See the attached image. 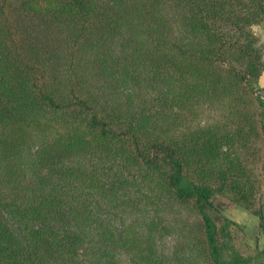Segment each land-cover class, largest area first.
Returning <instances> with one entry per match:
<instances>
[{
  "label": "trees",
  "instance_id": "1",
  "mask_svg": "<svg viewBox=\"0 0 264 264\" xmlns=\"http://www.w3.org/2000/svg\"><path fill=\"white\" fill-rule=\"evenodd\" d=\"M264 0H0V264H264Z\"/></svg>",
  "mask_w": 264,
  "mask_h": 264
},
{
  "label": "crops",
  "instance_id": "2",
  "mask_svg": "<svg viewBox=\"0 0 264 264\" xmlns=\"http://www.w3.org/2000/svg\"><path fill=\"white\" fill-rule=\"evenodd\" d=\"M257 89L259 90L260 97L264 100V73L257 81ZM262 214L264 215V195ZM225 215L242 225L249 238V243L255 250L264 252V232L261 229V219L259 216L252 215L239 207L225 210Z\"/></svg>",
  "mask_w": 264,
  "mask_h": 264
},
{
  "label": "rangeland",
  "instance_id": "3",
  "mask_svg": "<svg viewBox=\"0 0 264 264\" xmlns=\"http://www.w3.org/2000/svg\"><path fill=\"white\" fill-rule=\"evenodd\" d=\"M253 30H254V33H255V35L257 36V39H258V44L259 45H261V46H263L264 47V21L262 22V23H260V24H256V25H254L253 26ZM263 73H264V69H263V72H262V74H261V76L263 75ZM260 76V77H261ZM259 77V78H260ZM258 78V79H259ZM258 81V80H257ZM255 88H256V91H259L258 89H257V83H256V86H255ZM256 93V92H255ZM260 95V94H259ZM263 188H264V184H263ZM263 195H264V192H263ZM263 195H262V203H263ZM234 207H239V208H241V209H244V208H242V207H240V206H233V207H229V208H224L223 209V213L225 214V210H228V209H232V208H234ZM245 210V209H244ZM262 210H263V205H262ZM247 211V210H246ZM248 212V211H247ZM248 213H250V212H248ZM250 214H252V213H250ZM252 215H254V214H252ZM255 216H257V215H255ZM230 219V218H229ZM237 223V222H236ZM239 224V223H238ZM240 226H242L241 224H239ZM243 228V227H242ZM243 231H244V233H245V230H244V228H243ZM245 235L247 236V234L245 233ZM247 240H248V243H249V238H248V236H247ZM250 244V243H249ZM250 246L252 247V245L250 244ZM253 248V247H252ZM254 249V248H253Z\"/></svg>",
  "mask_w": 264,
  "mask_h": 264
},
{
  "label": "water",
  "instance_id": "4",
  "mask_svg": "<svg viewBox=\"0 0 264 264\" xmlns=\"http://www.w3.org/2000/svg\"><path fill=\"white\" fill-rule=\"evenodd\" d=\"M256 94H258V95H259V91H256Z\"/></svg>",
  "mask_w": 264,
  "mask_h": 264
}]
</instances>
